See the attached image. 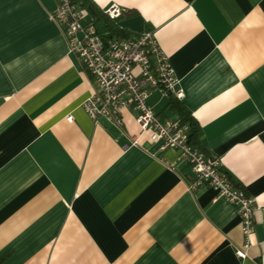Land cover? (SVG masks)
Returning <instances> with one entry per match:
<instances>
[{
    "label": "crops",
    "instance_id": "crops-1",
    "mask_svg": "<svg viewBox=\"0 0 264 264\" xmlns=\"http://www.w3.org/2000/svg\"><path fill=\"white\" fill-rule=\"evenodd\" d=\"M93 2L124 8L120 37L152 31L180 97L147 102L179 120L177 98L193 146L253 196L251 246L237 255L235 205L190 189L180 151L141 133L134 109L121 125L88 117L97 83L50 19L55 0H0V264H264V0Z\"/></svg>",
    "mask_w": 264,
    "mask_h": 264
},
{
    "label": "built area",
    "instance_id": "built-area-1",
    "mask_svg": "<svg viewBox=\"0 0 264 264\" xmlns=\"http://www.w3.org/2000/svg\"><path fill=\"white\" fill-rule=\"evenodd\" d=\"M123 11L124 8L117 4L103 9L110 18L118 17ZM49 17L60 26L68 51L77 56L97 83V90L81 103L88 117L94 123L104 120L121 125L123 110L134 109L141 133L149 132L161 148L180 151L194 174L189 182L190 189L206 183L216 192L214 200L223 197L235 205L244 236L243 247L236 253L245 258L251 246L257 209L253 196L229 180L221 170L218 157L206 155L189 142L185 125L179 120L162 119L147 102L152 91L157 89L163 96L180 97L175 89L177 80L173 69L152 31L134 37H113L105 43L94 18L77 0H55ZM134 66L138 67V74L133 73ZM66 119L71 121L72 114ZM132 142L135 143V139Z\"/></svg>",
    "mask_w": 264,
    "mask_h": 264
},
{
    "label": "trees",
    "instance_id": "trees-1",
    "mask_svg": "<svg viewBox=\"0 0 264 264\" xmlns=\"http://www.w3.org/2000/svg\"><path fill=\"white\" fill-rule=\"evenodd\" d=\"M80 2L82 6H84L92 15V17L95 20V23L97 25V29L99 33L102 35L105 43L107 40L113 38V37H120L121 29L116 24L115 18H110L107 16L103 10H100L98 7H96L93 0H77ZM98 23H102V28L100 29L98 27ZM177 98H172L169 100V103L174 107L176 110L180 113L179 123L181 125H185L188 130V139L189 142L192 143L196 139L198 132H199V124L197 120L194 118V116L190 113V111L178 100Z\"/></svg>",
    "mask_w": 264,
    "mask_h": 264
},
{
    "label": "rangeland",
    "instance_id": "rangeland-1",
    "mask_svg": "<svg viewBox=\"0 0 264 264\" xmlns=\"http://www.w3.org/2000/svg\"><path fill=\"white\" fill-rule=\"evenodd\" d=\"M138 72H139V71H138V67H137V66H134V68H133V73H134V74H138Z\"/></svg>",
    "mask_w": 264,
    "mask_h": 264
}]
</instances>
